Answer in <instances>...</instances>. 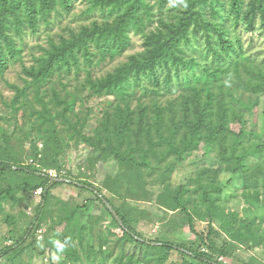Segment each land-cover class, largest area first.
Masks as SVG:
<instances>
[{
	"label": "trees",
	"instance_id": "obj_1",
	"mask_svg": "<svg viewBox=\"0 0 264 264\" xmlns=\"http://www.w3.org/2000/svg\"><path fill=\"white\" fill-rule=\"evenodd\" d=\"M76 1L0 0V77L18 63L22 80L6 82L13 95L0 110V264H37V255L48 264H230L237 243L264 250V214L239 210L264 206V140L238 104L239 94L256 105L264 97V42L257 49L243 36L264 38V0H87L88 23L48 35L27 63L25 36ZM132 35L141 49L98 75ZM93 99L103 101L97 111ZM260 118L264 128V110ZM68 148L86 151L76 173L65 167ZM171 163L185 169L181 182L147 189V170ZM61 185L92 196L62 199L52 191ZM103 190L148 205L124 210ZM175 213L194 240L147 239L134 225L168 226ZM44 223L50 234L39 240Z\"/></svg>",
	"mask_w": 264,
	"mask_h": 264
},
{
	"label": "rangeland",
	"instance_id": "obj_2",
	"mask_svg": "<svg viewBox=\"0 0 264 264\" xmlns=\"http://www.w3.org/2000/svg\"><path fill=\"white\" fill-rule=\"evenodd\" d=\"M88 5L87 0H78L74 4V8L72 9L70 14H60L56 16L53 19V24L51 27H44L42 26L40 29V32L38 35H26L25 36V50H24V59L27 63H29V59L31 57L30 54V47H33L34 51H38L36 44L45 45L46 40L48 38V35L56 36L57 33L60 34H67V31L69 28L77 29L81 24H86L90 20L91 16L85 15L83 12L85 8ZM49 33V34H48ZM246 33L243 34L245 42H249L252 38L254 40V45L258 49L260 46L263 45L264 38L262 36H258L255 34ZM133 45L131 48H129L126 53L114 60L113 62H104L101 65L96 67V73L103 74L107 70H110L118 61L126 59V56L130 53H133L137 50L141 49V39L136 36H131ZM21 73H20V65L14 64L10 66V68L7 70V72L4 74L3 77H0V110L3 111L6 109V104L9 103L13 91L10 90L6 84V82H13L17 84H21L22 80L20 79ZM256 99L250 95H238V104L245 110H247V129L248 130H255L259 132L264 140V128L262 120L260 118V111L264 110V97H262L259 100V104L256 105L255 103ZM100 103H103L100 99H93L88 104L92 107V109L97 111L99 108ZM258 103V102H257ZM94 117H92L88 128H92L96 123L94 121ZM239 126L237 124L234 125V128L237 129ZM41 147V144H39V148ZM86 151L83 148H68L65 152V167L71 169L74 173H76V165L81 163L82 160L85 157ZM198 153H202V150H199ZM199 155V154H198ZM174 163H171L170 169L165 168H154L147 170L145 183L147 185V189H151L156 194L158 191H161L163 189V186L168 182L171 181L172 185H177L179 182H181L185 169L183 166H178L177 168L174 167ZM172 169V172L169 173V171ZM187 169V168H186ZM169 170V171H168ZM105 172V168L101 166V164H98L95 170L94 176L90 179L93 181L94 184H97L100 182L101 178L103 177ZM53 193L58 195L62 199H73L75 201H80L83 196L88 197L91 194L87 193L85 191L78 190L75 186L72 185H61L56 188H54ZM123 192V190H122ZM104 195L107 197L112 198V195L108 193L107 191L103 190ZM92 196V195H91ZM39 195H35L34 192L32 194V200L30 207L28 210H26V213L28 215H33V207L39 202ZM114 200V203L119 208H124V210L127 209V207H144L148 205L147 203H136L132 200H124L119 198H112ZM231 206L234 205L233 201L231 200L229 203ZM136 205V206H135ZM233 207V206H232ZM243 208H247L246 211L243 210ZM240 214L242 216H247L248 218H252L254 216L262 217L264 214V206L261 205H254L249 206L248 204L241 202L239 205ZM132 212V211H131ZM178 214H173L172 217L179 218L177 216ZM134 225L136 226V229L144 236V238L147 239H154L158 236H163V238L169 239L171 241L175 242H185L188 243L191 240H194L195 237L189 232L188 228L186 226H182L178 219L173 220L168 226H164L163 222H145L142 220H139L138 222H134ZM217 225V224H216ZM206 224L203 222H197L196 228L198 230H205ZM167 228L171 230L170 232H167ZM8 229V226L4 223L0 222V233L5 232ZM117 233H119V230H116ZM50 232L47 228V224L44 223L41 226L38 227L36 230L37 238L42 240L45 235H49ZM1 243V242H0ZM1 245V244H0ZM234 258H224L223 261L225 263L230 264H241V260H248L249 257L254 256L259 258L261 261L264 262V250L263 247H251L247 248L246 246L237 243L234 248ZM54 260H58V256L55 255ZM33 261L37 264H48L46 262L47 260L43 258L42 255H37L33 257ZM87 264V263H86Z\"/></svg>",
	"mask_w": 264,
	"mask_h": 264
},
{
	"label": "built area",
	"instance_id": "obj_3",
	"mask_svg": "<svg viewBox=\"0 0 264 264\" xmlns=\"http://www.w3.org/2000/svg\"><path fill=\"white\" fill-rule=\"evenodd\" d=\"M48 175L51 176V177H56V173L53 171V170H48L47 171ZM34 194L35 195H40L41 194V188H37L35 191H34ZM46 259V258H45Z\"/></svg>",
	"mask_w": 264,
	"mask_h": 264
},
{
	"label": "water",
	"instance_id": "obj_4",
	"mask_svg": "<svg viewBox=\"0 0 264 264\" xmlns=\"http://www.w3.org/2000/svg\"><path fill=\"white\" fill-rule=\"evenodd\" d=\"M113 211V209H111ZM113 214L116 216L115 212L113 211Z\"/></svg>",
	"mask_w": 264,
	"mask_h": 264
}]
</instances>
